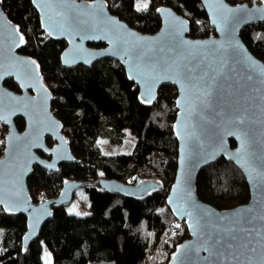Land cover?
<instances>
[{
    "label": "water",
    "instance_id": "water-1",
    "mask_svg": "<svg viewBox=\"0 0 264 264\" xmlns=\"http://www.w3.org/2000/svg\"><path fill=\"white\" fill-rule=\"evenodd\" d=\"M2 2L0 124L7 133L0 157V208L27 218L22 245L28 250L52 219L53 208L70 206L85 184L69 181L58 198L39 204L30 194L27 181L35 167L56 173L76 159L52 111L54 96L41 65L21 53L24 34ZM200 2L215 30L206 39L190 38V22L170 7L160 8V30L147 35L116 17L103 0H31L42 31L67 44L61 57L64 68L116 61L148 104L157 100L162 87L176 89L178 166L167 206L185 223L189 238L178 246L170 264H264V62L241 38L244 28L264 23V5ZM7 80H13L20 93L9 89ZM18 119L25 121L23 131L17 128ZM48 140L55 143L53 148ZM221 159L242 173L250 193L248 203L223 211L203 202L197 187L200 174ZM93 185L137 200L159 188L143 179L135 185L115 180Z\"/></svg>",
    "mask_w": 264,
    "mask_h": 264
},
{
    "label": "trees",
    "instance_id": "trees-1",
    "mask_svg": "<svg viewBox=\"0 0 264 264\" xmlns=\"http://www.w3.org/2000/svg\"><path fill=\"white\" fill-rule=\"evenodd\" d=\"M103 1L116 17L143 34L160 30L157 12L162 7L172 8L190 22V38L206 39L215 34L200 0ZM227 1L253 6L257 0ZM144 3L147 9L137 11V5L142 7ZM2 8L24 34L21 53L41 65L44 82L54 96L52 111L62 122L63 134L76 159L56 173L35 167L27 181L30 194L38 195V204L43 197L58 198L69 181L82 183L91 214L79 217L69 214L67 207L53 208L52 219L25 250L22 240L28 230L27 218L0 208V264H44L45 248L51 252L53 264H170L178 246L189 238L185 223L178 222L167 206L178 166V141L173 130L178 114L176 89L162 87L157 100L148 104L140 100L138 87L116 61L66 69L61 57L67 44L53 41L42 31L31 0H3ZM241 38L264 62V23L244 28ZM5 85L20 93L13 80ZM16 125L23 131L26 124L18 119ZM126 130L136 138L133 153L105 155L100 140L119 144ZM6 133L0 124V157ZM47 143L51 148L55 146L52 140ZM230 143L235 146L233 141ZM140 179L159 186L144 200L112 195L93 185L101 180L132 185ZM197 187L199 198L220 211L244 205L250 197L242 173L224 159L200 174ZM176 225L179 230L174 234Z\"/></svg>",
    "mask_w": 264,
    "mask_h": 264
},
{
    "label": "rangeland",
    "instance_id": "rangeland-1",
    "mask_svg": "<svg viewBox=\"0 0 264 264\" xmlns=\"http://www.w3.org/2000/svg\"><path fill=\"white\" fill-rule=\"evenodd\" d=\"M256 4L261 6L263 5V1L257 0ZM100 145L103 148V153L107 156L131 155L135 149L136 138L129 130H126L123 141L119 144H114L111 140L107 139L100 140ZM67 212L79 217H85L91 214L90 199L84 189H81L76 193L72 204L67 207ZM42 260L44 264H53L51 252L46 248L43 250Z\"/></svg>",
    "mask_w": 264,
    "mask_h": 264
},
{
    "label": "snow or ice",
    "instance_id": "snow-or-ice-1",
    "mask_svg": "<svg viewBox=\"0 0 264 264\" xmlns=\"http://www.w3.org/2000/svg\"><path fill=\"white\" fill-rule=\"evenodd\" d=\"M34 2H35V0H34ZM147 7H148V4H147V3H144L142 7L138 4V5H137V11L147 9ZM158 11H163V10H162V9H158ZM16 31L18 32L19 29H16ZM49 35H51V33H49ZM23 42H24V37H23V35H21V36H20V43L22 44ZM32 63H35V62L33 61ZM177 103L179 104L180 102L178 101ZM188 215H190V213H189ZM176 227L178 228L179 225H176ZM251 251L254 252L255 249H251Z\"/></svg>",
    "mask_w": 264,
    "mask_h": 264
},
{
    "label": "built area",
    "instance_id": "built-area-1",
    "mask_svg": "<svg viewBox=\"0 0 264 264\" xmlns=\"http://www.w3.org/2000/svg\"><path fill=\"white\" fill-rule=\"evenodd\" d=\"M261 2V1H260ZM1 148L5 149V147H2ZM32 196V194H31ZM32 198L34 199V201L38 200V195L36 194H33ZM49 199L47 197H43V199L41 200V202H46L48 201ZM179 230V227L177 228L176 226L173 228V233L176 234Z\"/></svg>",
    "mask_w": 264,
    "mask_h": 264
}]
</instances>
